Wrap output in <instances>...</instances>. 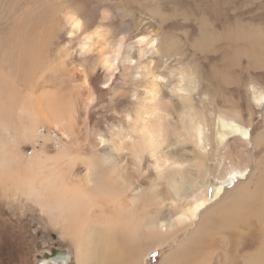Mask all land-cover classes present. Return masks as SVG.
Returning <instances> with one entry per match:
<instances>
[{
  "label": "bare ground",
  "instance_id": "bare-ground-1",
  "mask_svg": "<svg viewBox=\"0 0 264 264\" xmlns=\"http://www.w3.org/2000/svg\"><path fill=\"white\" fill-rule=\"evenodd\" d=\"M65 17L72 37L82 31L84 25L79 17L70 12ZM125 30L127 34L114 45L107 43L99 29L80 45L82 54H98V64L110 77L122 60L124 69L132 71L131 80L144 79L136 83L141 85V91L134 113L127 115L129 128L117 126L115 136L100 140L110 154L102 158L97 149L95 156H73L72 161L71 154L60 150L45 159L36 156L34 163H24L26 158L16 152L17 165L9 163V167L8 159L5 164L0 159V181L17 184L19 179L22 187L46 203L43 209L64 230L61 233L73 237L77 249L85 248L83 253L77 251L78 264H146L151 252L145 254L141 247L150 243L152 252H156L177 242L175 239L183 234L184 241L166 254L161 264H264L261 160H256L258 173L245 181L253 151L264 149V131L252 136L253 124L244 127L239 121L240 103L235 106L230 101L229 78L220 75L233 76L235 91L242 92V42L231 47L223 41L210 47L191 43V48L185 49L173 41L170 45L174 61L183 63L186 57L187 64L164 77L159 65L173 55H166L161 39L139 34L134 46L128 42L130 26ZM195 48H200L208 65L206 70L198 68ZM191 49L193 54L189 56ZM232 54L234 58L230 60ZM64 57L59 54L58 60ZM136 73L139 79L133 77ZM4 81L0 83V97L10 86ZM165 85H171L169 93L163 91ZM251 89L256 105L264 106V88L251 84ZM15 95L18 96L15 92L8 98L16 99ZM229 105L234 107V113L225 110ZM25 109L26 114L35 115L31 120L36 122L23 126L22 139L33 137L39 121L35 108L30 109L32 112ZM6 114L10 115L8 109ZM181 150L191 156L183 152L180 157ZM190 159L195 163L190 164ZM31 164L37 171V182L27 177ZM81 167L85 168L82 176L77 173ZM67 171L83 184L72 185ZM146 185H151L166 214L157 219L153 226L157 232L148 238L144 235L152 227L143 222L133 225L129 212L146 208V202H138L130 193L136 190L143 195Z\"/></svg>",
  "mask_w": 264,
  "mask_h": 264
},
{
  "label": "rangeland",
  "instance_id": "rangeland-1",
  "mask_svg": "<svg viewBox=\"0 0 264 264\" xmlns=\"http://www.w3.org/2000/svg\"><path fill=\"white\" fill-rule=\"evenodd\" d=\"M66 12L79 17L84 25L74 37L70 35L72 28L67 24ZM127 26L131 29L128 42L132 45L139 34H144L161 39L166 55H173L171 60L165 58L163 65H159L164 77L187 64L186 57L183 63L174 61L176 56L170 45L173 41L185 49L191 43L195 47H210L214 42L217 45L223 41L231 47L237 41L242 42L245 69L242 92L235 91L233 76L220 75L229 78L230 101L235 106L240 103L239 121L244 127L253 124L252 136L264 131V106L256 105L251 89V84L264 88V0H0V83L5 80V85H10L0 97L1 164L8 159L9 167V163L17 165L16 152L26 158L24 163L29 160L34 163L36 156L45 159L60 150L71 154L72 161L74 157L95 156L97 149L102 158L110 154L100 140L115 136L117 126L129 128L127 115L134 113L141 91V85L136 86V83L144 79H139L136 73L133 77L139 80H131L132 71L124 69L122 60L110 77L98 64V54L84 55L80 45L97 29L108 44L114 45L127 34ZM199 49L195 48L198 68L206 70L208 65ZM59 54L65 57L58 60ZM187 54L191 56L193 50ZM233 58L234 54L230 60ZM216 67L219 71L218 64ZM168 86H162L165 93L170 92L171 85ZM15 92L16 99H9ZM25 108L34 110L39 121L33 137L22 139L23 126L36 122L31 120L35 115L26 114ZM7 109L10 115L6 114ZM225 110L234 113L232 105ZM183 150L180 157L183 152L191 156ZM253 153L245 181L252 179L260 166L264 167V149ZM256 160H261L260 166ZM189 162L195 163L191 159ZM32 167L33 164L27 177L37 182V171ZM66 173L72 185L83 184L78 183L75 176L71 178L70 171ZM77 173L84 175L85 168L81 167ZM3 180L0 181V264H78L77 251L83 253L85 248L77 249L75 239L61 233L64 230H60L43 209L46 203L38 201L36 195L22 187L19 179L17 184ZM130 193L138 202H146V208L129 212L135 221L133 225L143 222L152 227L144 235L148 238L157 232L153 228L157 219L166 217L163 205L153 195L151 185L142 189L143 195L136 190ZM185 237L186 234L181 235L175 239L177 242L156 252H152L150 243L141 247L146 250L143 253L151 252L146 264H161L164 256ZM53 251L59 253L63 263L45 258Z\"/></svg>",
  "mask_w": 264,
  "mask_h": 264
},
{
  "label": "flooded vegetation",
  "instance_id": "flooded-vegetation-1",
  "mask_svg": "<svg viewBox=\"0 0 264 264\" xmlns=\"http://www.w3.org/2000/svg\"><path fill=\"white\" fill-rule=\"evenodd\" d=\"M51 254H47L46 256H45V258H55V259H57V261L59 260V262H62L63 263V261L61 260L60 261V255H58L59 253H57V251H53V252H50ZM44 258V259H45ZM59 258V259H58Z\"/></svg>",
  "mask_w": 264,
  "mask_h": 264
}]
</instances>
